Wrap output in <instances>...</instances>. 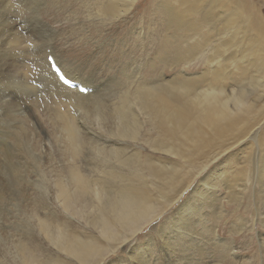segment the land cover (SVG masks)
<instances>
[{
	"label": "bare ground",
	"instance_id": "bare-ground-1",
	"mask_svg": "<svg viewBox=\"0 0 264 264\" xmlns=\"http://www.w3.org/2000/svg\"><path fill=\"white\" fill-rule=\"evenodd\" d=\"M141 1L82 0L81 6L88 11L94 28L98 24L104 27L98 36L89 38L98 53L104 46L105 33L111 27H125L121 24L136 18L134 11ZM27 3L0 0V70L33 67L34 58L25 51L26 55L9 61L19 47L41 53L33 68L44 89L31 101L37 106V114L52 111L57 123L53 143L60 141L58 150L66 158L59 170L58 161L45 163L43 146L36 155L31 154V138L40 134L39 123L30 122L18 98L3 89L0 178L15 176L9 180L18 185V173L38 171L46 182L28 180L33 190V201H29L32 212L18 222L19 230L12 222L5 225L6 219L0 215V264H126L121 258L105 261L122 246L132 264H150L158 242L156 238L149 241L143 236L144 231L191 189V202L180 205L185 208L184 213L177 212L170 229H157L166 255L164 264H190L188 259L182 262L185 258H179L185 248L177 241H184L194 226L195 219L189 213L201 216L196 201L202 209L214 205L213 212L219 213L220 208H215L218 205L213 201L221 200L214 191L220 185L234 193L229 203H240L247 192L264 195V0H156L150 6L158 14L159 9L163 11L161 23H152L151 10L149 30L134 19L135 24L128 25L127 30L129 36L136 34L137 40L132 45L122 42L131 53L152 50L153 57L143 60V54L129 56L126 51L112 63L103 60L101 66L92 68L84 63L77 65L75 59L67 61V53L58 49V39L48 40V46L41 50L20 19L24 13L20 9ZM44 3L35 6L33 18L42 19ZM203 3L214 8L202 19L187 21V15L181 12L183 5L190 4L187 14L193 15ZM215 8L224 11L213 13ZM211 19L220 21L221 30L214 52L207 50L211 31L205 29L204 34L199 29L202 23L207 27ZM43 24L50 27L49 21ZM159 27L165 34H159ZM153 31L158 32L157 38H153ZM151 38V46L146 45L145 41ZM29 42L37 47L29 48ZM83 45L89 46V40ZM48 54L53 55L64 73L89 91L80 93L64 84L51 69ZM200 57L206 70L197 75L186 74L187 67L194 63L189 59ZM170 60L174 67H165ZM101 71L106 74L104 85L99 83ZM13 98L15 102H10ZM235 145L243 148L232 155L229 164L221 166L225 158L216 165L225 155L222 152ZM216 150L221 152L214 154ZM166 155L177 161H170ZM69 161L72 164L66 165ZM82 161H86L84 171ZM208 166L211 172L193 184L194 177ZM50 167L56 178L48 176ZM214 168L219 172L213 178L210 176ZM64 175L68 179L64 180ZM34 184L38 186L35 190ZM11 191L19 194L17 188ZM41 192L47 195L46 199ZM0 195L4 198L5 193L0 190ZM59 208L67 213V220L61 219ZM262 216L257 219L264 220ZM75 220L90 226V231L86 232ZM233 222L239 231L250 236L254 232L249 221L238 215ZM163 225L171 226L168 222ZM6 226L12 232L5 231ZM190 237L196 245L200 244L195 234ZM259 239L262 250L264 236ZM220 242L226 244L224 240ZM228 251L235 257L231 264H257L251 257L244 260L239 256L234 245ZM153 264L162 263L158 260Z\"/></svg>",
	"mask_w": 264,
	"mask_h": 264
},
{
	"label": "rangeland",
	"instance_id": "rangeland-1",
	"mask_svg": "<svg viewBox=\"0 0 264 264\" xmlns=\"http://www.w3.org/2000/svg\"><path fill=\"white\" fill-rule=\"evenodd\" d=\"M27 1H28L27 5L23 9H20L22 12H24L22 18L20 19L23 22L24 28L28 30L27 32H29L31 35L34 36L38 20L32 17L34 13L33 11L37 4L43 3L45 0H27ZM153 2L156 3V0H142L140 6L136 8L134 11L136 15V18L134 19L140 20V22L144 24L143 28H145L146 30H149L150 28L148 26L149 25L148 22L151 17V15L149 14L151 10L153 11V17H154L152 23H161L160 20L161 18H163V16L161 15L163 11L161 9H159L160 14H158V12H156V10H153V7L150 6L151 3ZM81 3L83 4L82 0H60L57 6H52L50 2L47 4V6H45V3L43 4L44 6L41 5L43 7L41 21L43 23L44 21L45 22L49 21L50 23L49 24L50 27L44 26V24H42L43 29L47 33V42L50 39H55V40L58 39L57 42L58 49L67 53L65 54V59L67 61H72L73 59H75L77 60V65L84 63V65H87L90 68L94 66L99 67L101 66L103 60L104 62L110 64L114 59H116V57L122 56V54L127 51L122 46V42L124 40L128 41L130 45L134 44V42L137 40L136 34L130 33L131 36L130 37L128 34L129 32L127 30V26L135 24V21L133 19L126 24H121V25H125V27L122 26L121 27L117 26L119 28L111 27V29L108 30L103 37L104 41L101 45V46L104 45L101 48V51H103V53L100 50L98 53L96 49V45L93 44V41H91L89 38L98 36V33H100L104 27L101 24H98L97 25L98 30L94 28L95 24L91 21V17L89 16L88 11L85 9L84 5L81 6L82 5ZM183 6L185 9L181 10V12L187 15L186 16L187 21H196L197 19H202L203 14L214 8V5H211V7H207L205 3H203L202 5L198 6L200 8L198 13H194L193 15H191V14H187L190 11L189 10L190 4H185ZM220 10L224 11L223 8L220 9L215 8L213 13L215 12L219 13ZM2 28L4 31L7 30L4 27ZM199 29L204 34H205L204 31L205 29L211 31L212 37H211L210 45L207 46V50L211 52L216 51L217 46L220 42L219 41V36L221 33L220 21L217 19H211L209 20L207 27L204 25V23H202ZM159 31H160L159 33L160 35L165 34L163 28L159 27ZM153 32H155L152 33V35L154 34L153 38H157V36L155 35H158V32L156 31ZM2 33L3 31H0V35ZM87 40H89L90 45L86 47L83 45V42ZM152 41H154V39L152 38L147 39L145 41L146 45L151 46ZM36 42L39 46L40 41L36 40ZM68 42L70 43V46H68L67 44ZM39 48L41 50L45 49V48H41L40 46ZM141 50L145 51L144 49ZM23 51H25L28 56L30 55V57L34 58V60H32L31 62L33 67L36 66V60L41 57V53L34 52L32 50L28 51L23 47H19L15 49L12 52L11 56L9 57V61L12 62L13 59H16V57L20 55H26ZM142 51H135L134 53L127 51V53L129 54V56L143 54L144 56L143 60H145V57L151 59L153 57V54H155L152 50L149 52H145L146 54L142 53ZM211 52L209 53V55L213 57V54ZM148 54H150V56ZM86 56H89L91 58L90 61L87 60ZM189 60L194 63L191 64V67H187L185 71L186 74L188 73V75H197L198 73H203L204 70H206L207 65L203 64V61H201V57L198 59L190 58ZM231 60L232 57H230V61ZM215 65H219V63L215 62ZM164 66L168 68L174 67L172 60L164 64ZM33 67H29L26 69H17L12 67L9 70H0L1 82L4 84L3 89H7L8 93L12 97L14 94V97L18 98V100L21 103V106L23 107V110L27 112L30 122L37 121V123H39L40 134L36 137L31 138L32 140L31 154H35V153L37 154L38 150H41L43 146V154L44 157L47 158L45 163H50V160L51 161L55 160V162L58 161L56 162V167H58V169L60 170L63 169L62 165L66 157L65 155H61L60 149L58 150L59 146L61 145L60 141L57 142L58 146L56 145V143L55 144L53 143L54 141L53 139H55L57 135V129H56L57 123L54 120V115L52 114V111L48 113L44 112V115L37 114L35 112L37 110V106H35L31 101L32 99L35 98L36 95L41 93V91L44 89L43 83L40 81L39 75L36 74V71L34 70ZM178 70L179 68L176 69V72H178ZM228 71H230V69ZM101 74L103 75V77L100 79L99 83L104 85V77L106 74L104 71H101ZM34 88H36V91H33ZM46 147H48L47 151H45ZM242 148L243 146L237 147V145H235L231 149H229L226 153L222 152L225 155L216 165H219L221 161L227 158V160L224 161L221 165V166L224 165L227 166L231 160L232 155L236 154L237 153L236 151L238 149L241 150ZM219 152L221 151L216 150L215 153L214 152L212 153L218 154ZM166 156L170 161L172 160L177 161L174 156L171 155H166ZM178 162L180 165H182V162L180 161ZM70 164H72V161H69V163L67 162L66 165H70ZM85 165H86V161H82L81 168L83 171ZM233 165L236 166V163H234ZM47 170H49L47 172L48 176L52 175L54 178H56V176L54 175L55 174L54 171H52V167H50ZM213 170L214 173L210 177L214 178L216 177L219 171L217 170V168H214ZM31 172H33V169L31 170ZM210 172H211V166H208L202 174H197L194 177L192 183L196 184L200 182ZM41 174L42 172H38V171L33 173H26V174L18 173V176L21 177L18 185L14 184L13 181L9 180L15 176L11 175L7 177L5 180L0 178V184L7 186L5 187L3 185H0V190L5 193L4 198H0V215L5 217L4 218V221L6 219V221L4 222L5 225H7V223L10 224L12 222V224L15 225L14 227L18 228L19 230L18 222L21 223L23 219H25L32 212L31 210L32 204L30 202L33 201V194H32L33 190H32V185L28 182V180L30 181L37 180L38 181L37 184H39L40 182H46V180L42 179L44 176ZM64 176L66 177L64 178V180L68 179L66 175ZM148 181L151 182L150 178ZM258 184H260V182H258ZM33 187L35 190L36 187L38 186L34 184ZM16 188L18 189L19 194H16L15 191H11V189L16 190ZM153 190L156 193V190L155 189ZM190 191L191 189H188L178 199V201H176L173 204L172 207L168 208L159 219L151 223L148 226V228L144 231L143 236L148 238L149 241L153 238H156L158 242L157 245L154 246L156 251L153 253V255H151V258L153 260L150 262V264H153L158 260L162 264L166 262L165 259L166 255L165 252L163 251V242H161L162 237L160 236V234H157V229L161 228V231H163L164 229H170L172 227L171 223L175 222V218L178 215L177 212L180 210L182 213H184L183 210H185V208L181 207L180 205L191 202ZM214 191L216 192L215 194L217 195V197L221 199L220 201H217L215 199L213 201V204L218 205L215 206V208H220L219 213L215 212V210L213 212L214 209L213 204H212L213 207L210 209L209 208L202 209L200 202L196 201L197 209H199L197 213H201V216L198 217V214H196L195 212L189 213L188 216L192 219H195L194 221L196 224L194 223V226L191 225L192 228L191 231H189L190 235H186L187 237L184 236L185 237L184 241H177V244H179L181 248H185L182 249V251L178 254L179 258H185L183 259L182 262L188 259L190 261V264H194V263L195 264H231V262L235 259V257H233L231 255V252L228 251V247L234 245L237 254L243 257L244 260L245 259L248 260V258L251 257L253 260L257 262V264H264V248L260 250L262 245L259 239L264 236V220L260 221V219H257L258 217H261L264 214V195L261 194L260 196H258V195H253L252 194L253 191L247 192L241 199L240 203H229L228 200L234 197L233 192L228 193L226 190L223 189L221 185L218 186V188H216ZM12 192H14L15 194ZM210 192H213V190H211ZM234 192L239 194L237 191ZM28 193L29 195H27ZM43 194L44 193L41 192V196L42 197L44 196L46 199L47 195L46 194L43 195ZM17 203L19 205L21 204V206L18 207ZM6 207L8 210L6 209ZM10 207L12 208L10 209ZM17 209H19L20 211L22 210V212L17 211ZM59 209H60L61 219L67 220L68 219L67 213L63 209L61 208ZM186 212L188 211L186 210ZM234 212H236V214H234ZM237 215L240 216L242 219L244 218V220L249 221V224H251V226L255 228L254 232L251 233L252 234L251 236L247 234L245 231H239V226L234 227L233 221L236 219ZM164 222H168L171 226L163 225ZM75 223L78 226H81V228L83 229L85 228L86 232L90 231V226L85 225V223L83 222L81 223L77 220H75ZM205 225H207V228H205ZM163 226L165 228H162ZM7 230L12 232L11 228L6 226L5 231ZM191 233L192 235L195 234V236L197 237V241H200L199 245H196L194 241H191L190 239ZM223 240L226 242L225 245L220 244L221 243L220 241ZM230 242L231 244H229ZM124 249L125 246L120 247V249L116 254H111L106 256L105 261H110V260L117 261L119 258H121V262H124L126 264H132L133 260H131V258L127 256V254L123 251Z\"/></svg>",
	"mask_w": 264,
	"mask_h": 264
},
{
	"label": "snow or ice",
	"instance_id": "snow-or-ice-1",
	"mask_svg": "<svg viewBox=\"0 0 264 264\" xmlns=\"http://www.w3.org/2000/svg\"><path fill=\"white\" fill-rule=\"evenodd\" d=\"M51 3L52 6H57L58 3H59V0H45V6H47L48 3ZM38 19V23H37V27H36V31L34 33V39L37 40V41H40V47L41 48H45L47 47V33L44 31L43 27H42V24L43 22L39 19V17L37 18ZM28 47L29 48H36L37 45H34L32 44L31 42L28 43ZM46 59L51 62L53 60V57L51 54H48L46 56ZM3 65L2 63H0V69H2ZM0 92H3V85L2 83H0ZM14 96V94H13ZM0 99H2V97H0ZM10 102H15L14 98L12 101Z\"/></svg>",
	"mask_w": 264,
	"mask_h": 264
}]
</instances>
